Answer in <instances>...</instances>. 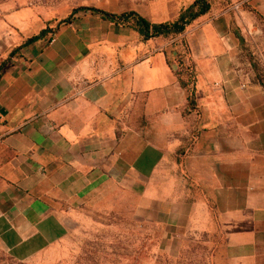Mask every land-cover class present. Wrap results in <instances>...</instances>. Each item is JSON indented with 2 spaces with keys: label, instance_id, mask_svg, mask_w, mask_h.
<instances>
[{
  "label": "crops",
  "instance_id": "obj_1",
  "mask_svg": "<svg viewBox=\"0 0 264 264\" xmlns=\"http://www.w3.org/2000/svg\"><path fill=\"white\" fill-rule=\"evenodd\" d=\"M194 1L133 10L163 23ZM209 3L182 34L148 40L79 11L52 43L43 36L3 69L0 245L12 259L63 240L84 208L119 192L136 198L169 255L204 233L216 236L218 264H264V89L238 35L264 24V0ZM44 26L19 44L0 36V61Z\"/></svg>",
  "mask_w": 264,
  "mask_h": 264
},
{
  "label": "rangeland",
  "instance_id": "obj_2",
  "mask_svg": "<svg viewBox=\"0 0 264 264\" xmlns=\"http://www.w3.org/2000/svg\"><path fill=\"white\" fill-rule=\"evenodd\" d=\"M152 0H0V36L19 44L47 21L64 18L75 9L95 7L115 14L148 6ZM83 11V10H80ZM135 12V11H134ZM241 59L251 81L264 89V24L238 30ZM128 193L100 196L84 208L76 228L35 256L17 261L0 245V264H218L216 236L187 235L175 254L165 253L159 231L136 211ZM219 264H254L220 260Z\"/></svg>",
  "mask_w": 264,
  "mask_h": 264
},
{
  "label": "trees",
  "instance_id": "obj_3",
  "mask_svg": "<svg viewBox=\"0 0 264 264\" xmlns=\"http://www.w3.org/2000/svg\"><path fill=\"white\" fill-rule=\"evenodd\" d=\"M209 9V0H195L191 5L182 10L174 20L163 23H151L145 17L139 15L134 11H126L115 14L97 9L95 7L75 9L64 18L47 21L45 23L44 28H42L37 34L28 37L18 47L13 48L6 58L0 61V76L2 74L3 69L8 66L10 61L21 57L19 51L22 48L33 44L35 41L39 40L43 36L47 37V41L49 42V40L55 35L56 30L62 25H69L72 22V19L75 14H77L80 10L96 13L110 22L127 26L130 29L138 32L143 40H148L156 37H170L182 34L185 28L191 22H193L198 17L206 14ZM178 74L191 75L186 72V69L183 70L182 68L181 70H178ZM181 83L182 86L186 89L188 85L187 81H182ZM187 91V99L191 97V104L192 106H194L193 98L189 94L188 89Z\"/></svg>",
  "mask_w": 264,
  "mask_h": 264
},
{
  "label": "built area",
  "instance_id": "obj_4",
  "mask_svg": "<svg viewBox=\"0 0 264 264\" xmlns=\"http://www.w3.org/2000/svg\"><path fill=\"white\" fill-rule=\"evenodd\" d=\"M54 36L49 40V43H52L54 41ZM182 69L183 70L186 69V72L191 74V75H187V78H188L187 84L189 85V88H191L192 85H193V82H194L193 67L191 66V64H187L185 69L184 68H182ZM188 85H187V87H188ZM188 90H189V94L192 96L191 89H188ZM191 101H192L191 97H189L188 98V103H189L190 107L193 108L192 104H191ZM197 138H198V133L197 132L192 133L191 136H190V145L193 144L197 140Z\"/></svg>",
  "mask_w": 264,
  "mask_h": 264
}]
</instances>
